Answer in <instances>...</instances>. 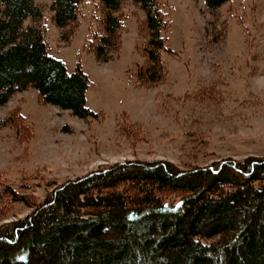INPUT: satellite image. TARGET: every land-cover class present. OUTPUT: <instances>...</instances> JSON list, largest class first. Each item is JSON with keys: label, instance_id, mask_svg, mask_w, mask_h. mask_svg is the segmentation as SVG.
Instances as JSON below:
<instances>
[{"label": "trees", "instance_id": "trees-1", "mask_svg": "<svg viewBox=\"0 0 264 264\" xmlns=\"http://www.w3.org/2000/svg\"><path fill=\"white\" fill-rule=\"evenodd\" d=\"M85 1L52 2L62 42L80 27ZM125 1L97 0L89 12L97 28L85 47L98 61L109 62L120 48ZM229 1L205 5L215 12ZM134 2L149 34L147 64L137 74L153 85L166 75L162 56L174 54L166 36L172 23L159 0ZM47 21L36 0H0V107L34 90L42 104L95 119L86 100L91 80L81 66L69 73L50 55ZM7 198L31 212L0 221V264H264V157L187 170L167 161L126 162L67 179L42 200L10 186L0 202Z\"/></svg>", "mask_w": 264, "mask_h": 264}, {"label": "rangeland", "instance_id": "rangeland-1", "mask_svg": "<svg viewBox=\"0 0 264 264\" xmlns=\"http://www.w3.org/2000/svg\"><path fill=\"white\" fill-rule=\"evenodd\" d=\"M53 1L36 0L48 18L50 55L69 73L82 67L92 83L87 108L98 115L81 120L42 104L37 91L15 94L0 107V193L10 186L42 200L67 179L126 162L187 170L264 157V0H230L215 12L205 0H159L171 19L166 36L174 54L162 56L166 75L153 85L137 74L147 64L149 34L134 0L125 1L121 45L109 62L85 47L97 28L89 19L97 0L83 3L67 43L51 21ZM17 119L18 129L7 125ZM7 202H0L3 223L31 212Z\"/></svg>", "mask_w": 264, "mask_h": 264}]
</instances>
